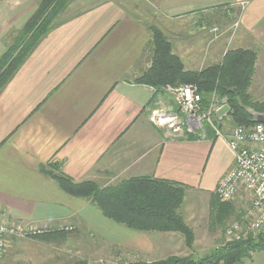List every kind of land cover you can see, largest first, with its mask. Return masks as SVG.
Returning a JSON list of instances; mask_svg holds the SVG:
<instances>
[{"label": "crops", "instance_id": "obj_1", "mask_svg": "<svg viewBox=\"0 0 264 264\" xmlns=\"http://www.w3.org/2000/svg\"><path fill=\"white\" fill-rule=\"evenodd\" d=\"M94 1L61 20L0 94V208L22 226L68 221L79 232L101 234L90 221V211L96 210L90 200L68 195L41 171L50 164L77 182L101 188L143 176L180 183L187 187L181 213L192 225L201 217L193 210L192 194L209 202L235 157L211 132L206 140L188 138L150 121L151 106L178 111L167 88L151 104L155 90L136 83L150 64V28L168 37L188 70L220 63L229 49L256 51L251 90L263 95L264 0ZM37 8L36 0H0V59L6 35L22 29ZM237 8L242 12L238 28L231 25L238 29L237 40L228 48L230 42L221 37L229 33ZM95 214L99 228L112 225ZM111 227L124 235L108 248H115L114 255L142 253L145 261L156 260L149 258L153 251L137 247L148 233ZM169 234L163 236L173 256ZM78 235L73 250L94 253L95 242L86 244ZM80 238L84 249L74 244Z\"/></svg>", "mask_w": 264, "mask_h": 264}, {"label": "trees", "instance_id": "obj_2", "mask_svg": "<svg viewBox=\"0 0 264 264\" xmlns=\"http://www.w3.org/2000/svg\"><path fill=\"white\" fill-rule=\"evenodd\" d=\"M70 2L71 0H42L25 26L14 32V43L0 59V94L28 55L60 23ZM150 31L152 35L148 50L150 64L137 78L136 83L155 90L151 104L155 96L168 87L193 84L198 86L204 106L209 105L214 93L228 99L232 125L253 124L255 119L251 111L264 116V100L255 99L250 92L258 62L256 51L229 49L220 63L201 70H188L184 61L174 52L173 44L168 37L157 27H151ZM41 171L55 180L60 189L68 195L90 200L105 219L136 232L178 233L184 237L187 248H193L195 231L181 213L186 186L143 176L101 188L92 181L77 182L59 171L55 165L52 167L50 164L43 165ZM209 207L214 223L224 230L232 217L240 219L236 202H222L216 192L210 195ZM57 224L53 226L49 223V229L44 234L31 238L45 243L65 240L69 241L67 246H71L74 239L79 237V230L68 221ZM66 227L72 229L66 230ZM115 253H117L114 255L115 260L119 259L114 261L118 262L117 264H244L246 260L252 258V254H264V234L260 233L256 237L250 235L239 241H226L200 259H195L194 255L170 256L147 262L144 259H135V254L131 253L127 261L122 252ZM74 264L91 263L90 260L82 258Z\"/></svg>", "mask_w": 264, "mask_h": 264}, {"label": "built area", "instance_id": "obj_3", "mask_svg": "<svg viewBox=\"0 0 264 264\" xmlns=\"http://www.w3.org/2000/svg\"><path fill=\"white\" fill-rule=\"evenodd\" d=\"M242 5L245 6L246 2ZM167 90L179 110L167 116L169 112L157 108L149 115L150 121L165 123L175 134L185 133L188 138L196 136L206 140L211 132L215 138L224 140L234 154V166L219 182L216 194L222 202L240 201L245 195L247 206L244 216L240 212L241 218L232 220L227 226V241H239L259 232L264 228V123L259 122L257 113L251 111L255 119L253 124L232 125L228 99L214 93L209 105L204 106L196 85H178ZM41 225L22 226L0 208V260L7 253L12 239L44 234L46 228ZM71 229L66 227V230Z\"/></svg>", "mask_w": 264, "mask_h": 264}, {"label": "rangeland", "instance_id": "obj_4", "mask_svg": "<svg viewBox=\"0 0 264 264\" xmlns=\"http://www.w3.org/2000/svg\"><path fill=\"white\" fill-rule=\"evenodd\" d=\"M41 1L42 0H36L38 4ZM94 2H95L94 0H71V2L69 3V6L63 13L62 20L67 18L68 16H71L76 11L88 7L91 3H94ZM237 13L238 15L235 16V18L233 19L234 21L232 23H229L230 26L231 25L233 26L235 22L237 23V21L241 19L240 13L242 12L239 8H237ZM210 16H213V14L211 13L209 17ZM232 26L229 30V33L224 34V36L221 37V39H224L227 43L230 42L229 45L227 46L228 48L234 47V43H236L235 41L237 40L236 37H237L238 27L236 26L237 28L232 29ZM16 31L17 30H13L9 34L6 35L7 37H5L6 38L5 39V46H6L5 52L14 43L13 35H14V32ZM221 39H218V40H221ZM176 51L178 53H183L182 48H179V47H176ZM250 92H251V95L255 97V99L264 100V94L261 95L258 91H255L254 89L250 90ZM176 108H178L179 110L178 104L176 105ZM154 110H158V109L151 106L149 109L148 115L150 114L152 115ZM174 112H177V109H175L174 111L173 110L169 111L167 116H171V114L173 115ZM252 112L255 113L254 111ZM155 123L158 127L165 129L167 133L175 134L173 132V128L170 127L169 125H166L165 123H161L160 121L158 122V120H156ZM183 135H185V133ZM227 154L228 152H225L224 156H228ZM191 198H192V201H194L195 203L194 205L195 207L192 205L194 212L197 213L198 215H201V217L197 216L194 222L192 221L193 222L192 225L194 228L192 227V225L188 223L195 231V241L193 243V248L192 249L187 248L184 237L181 234L171 233L169 234V237L167 238L169 239L168 242L170 241V243L173 245L171 247V251H174L173 256L185 257V256H190L192 254H195L194 258L200 259L204 257L205 255L210 254L214 248L220 246L221 244L227 241V238L225 236L226 229L224 230V228L214 223L211 209H209L210 201L207 202V196L202 202L198 201L199 196H196L194 194H192ZM239 200L240 201H236V206L239 209L238 213L241 212L242 215L244 216L245 214L244 210H245V207L247 206L246 196L243 195L242 198ZM206 203H208V205ZM96 210L93 208L92 211H90V215L92 216L90 221L93 223V225L95 223L97 229L99 230V232H101V234L99 233L95 234L90 229H87V230L83 228L80 229L81 234L87 239L86 244L92 241L95 242L94 245L96 249L94 253L86 251V250H84L85 252L83 250H73V243L71 246H67V243L69 241H65V240L60 241V242H54V243H45L37 239H32L31 237L29 238L26 237V238H21V239L15 238L17 240H15L12 245H10L11 247H9V249L7 250V253L0 260V264H74L75 261L82 259V258L90 260L91 264H117L118 262H114L116 260L117 261L119 260L117 258L115 260V257L113 254L115 248L110 249V250L108 248L110 247L111 243L115 244V239H121L124 235L119 233L118 230L115 231L111 226H113L114 228H124V229L126 228L121 227L120 225H117L113 223L112 221H109L108 219H105ZM95 213H97L98 216H100V218H104L106 222H109L112 225L107 227L105 230L103 227L99 228L98 223L100 221L97 219ZM234 219H238V218L235 216L232 217L228 221L225 228H227L230 222ZM48 223L49 222H42L41 226L42 227L45 226L46 228L45 230H48L49 229ZM55 225H58V224L56 223L53 226ZM260 233L264 234V228L260 230L259 232L249 234L247 238L250 235H252L253 237H256ZM148 234L149 236L146 237V240L145 239L141 241L137 240V241H140L137 247L139 249L143 247L144 250H148V253L150 252L149 254L154 253L152 257H149L150 255L148 256L149 258H151V260L156 258V260L154 261H158V260H162V259H166L170 257L168 256L170 247L167 246V239L166 237L164 238L165 235L163 236V234L161 235L160 233H148ZM102 236L104 237L105 240L100 241ZM79 241L80 243L76 242L74 244L76 246H81L83 248L82 239ZM91 248H92V245H91ZM143 249L141 248L140 250H143ZM144 250H143V253H146ZM79 252L82 255L79 254ZM155 252L157 253L155 254ZM78 255H81V257H78ZM141 256L144 258L142 253H139V255L137 254V256L134 258L142 260ZM130 257H131V253L128 252L127 254L126 252L124 259L128 261L127 258H130ZM245 264H264V254L263 253L252 254V258L246 260Z\"/></svg>", "mask_w": 264, "mask_h": 264}, {"label": "water", "instance_id": "obj_5", "mask_svg": "<svg viewBox=\"0 0 264 264\" xmlns=\"http://www.w3.org/2000/svg\"><path fill=\"white\" fill-rule=\"evenodd\" d=\"M257 120H258L259 122H263V123H264V116L261 115V114H257Z\"/></svg>", "mask_w": 264, "mask_h": 264}]
</instances>
